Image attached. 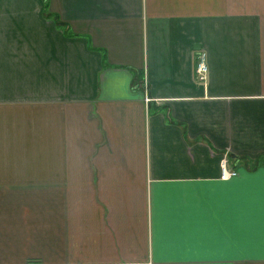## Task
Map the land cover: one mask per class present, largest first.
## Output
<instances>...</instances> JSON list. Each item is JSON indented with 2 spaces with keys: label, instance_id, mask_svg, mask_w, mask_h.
I'll list each match as a JSON object with an SVG mask.
<instances>
[{
  "label": "crops",
  "instance_id": "0c3cea01",
  "mask_svg": "<svg viewBox=\"0 0 264 264\" xmlns=\"http://www.w3.org/2000/svg\"><path fill=\"white\" fill-rule=\"evenodd\" d=\"M148 262L264 264V0H0V264Z\"/></svg>",
  "mask_w": 264,
  "mask_h": 264
},
{
  "label": "built area",
  "instance_id": "2783aa9c",
  "mask_svg": "<svg viewBox=\"0 0 264 264\" xmlns=\"http://www.w3.org/2000/svg\"><path fill=\"white\" fill-rule=\"evenodd\" d=\"M205 71H206V65L204 63V54H202L200 63L196 67V72H197L198 76L200 77V79L205 78ZM221 168H222V172H221V177L222 178L230 177V176H232V175H234L236 173L234 170H229L228 171L226 169L225 160L222 161ZM148 264H150V263H148Z\"/></svg>",
  "mask_w": 264,
  "mask_h": 264
},
{
  "label": "rangeland",
  "instance_id": "374dc122",
  "mask_svg": "<svg viewBox=\"0 0 264 264\" xmlns=\"http://www.w3.org/2000/svg\"><path fill=\"white\" fill-rule=\"evenodd\" d=\"M30 38H29V43L31 45H37V44H40L41 41H40V37H39V34L38 32L36 33L34 30H30ZM62 47L65 49L66 48V45L63 44ZM67 72V70L64 68V72ZM149 263V262H148ZM151 263V262H150ZM32 264H37V263H32Z\"/></svg>",
  "mask_w": 264,
  "mask_h": 264
}]
</instances>
